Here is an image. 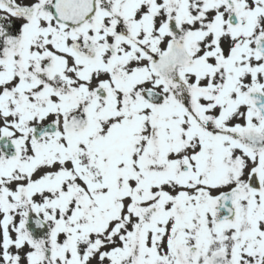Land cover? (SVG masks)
Segmentation results:
<instances>
[{
    "label": "snow or ice",
    "instance_id": "6c2138e0",
    "mask_svg": "<svg viewBox=\"0 0 264 264\" xmlns=\"http://www.w3.org/2000/svg\"><path fill=\"white\" fill-rule=\"evenodd\" d=\"M0 264H264V0H0Z\"/></svg>",
    "mask_w": 264,
    "mask_h": 264
}]
</instances>
